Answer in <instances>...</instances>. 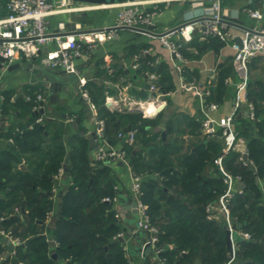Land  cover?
Returning a JSON list of instances; mask_svg holds the SVG:
<instances>
[{
    "label": "trees",
    "instance_id": "trees-1",
    "mask_svg": "<svg viewBox=\"0 0 264 264\" xmlns=\"http://www.w3.org/2000/svg\"><path fill=\"white\" fill-rule=\"evenodd\" d=\"M4 3L7 6L8 0H0V5ZM69 30H74V27ZM209 39L216 41L214 37ZM139 65L138 70L144 66L142 63ZM230 71L231 67H228L221 72L209 101L224 100L226 75ZM160 89L165 91L161 85ZM92 96L100 115L107 121V136L113 143L117 133L126 125L137 129V143L141 136L150 133L148 127L159 122V117L144 116L140 110L113 111L106 106L104 97L95 96V93ZM249 98L256 106L257 120H243L241 133L247 139L248 157L254 162V168L239 163L236 152L229 153L224 163L233 174H240L245 183L244 193L237 195L232 205L234 226L252 234L250 240H237L235 264H264V194L256 182V177L264 180L263 80L256 81L255 85L250 82ZM34 106V101H28L31 110ZM1 111L3 116L8 113L6 105L1 107ZM37 118L32 117V128L25 124L0 130V138L8 141L0 150V217L5 216L0 220V227L12 230L15 236H29L25 245L18 247L14 257L8 255L0 264H19L20 261H25V264H130L123 244L113 239L120 232L115 222L116 212L109 213L110 220H113H108L107 229L111 232L101 225L102 213L98 209L108 205L103 198L116 194L115 185L107 177L110 166L96 167L95 181L90 185L92 161L89 139L80 135L65 139L64 125L50 127L48 118L43 122H37ZM46 132L51 136H46ZM217 140L208 139L194 152H188L181 159L179 169H175L174 161L164 148L155 150L156 156L152 161H147L141 151L134 153L136 144L128 149L134 172L141 175L158 172L168 179L162 184L153 178L143 179V198L149 205L153 223L159 226L157 246L162 251L156 254L150 248L145 254L143 250L132 254L134 258L137 255L142 264H154L150 261L153 255L166 259L169 264H224L228 260L227 227L222 222L208 220L206 215L208 203L216 201L224 190L221 172H207V167L213 168L214 159L221 151V143ZM66 142L71 151H67ZM23 159L28 165L26 170L20 167ZM60 168L69 173L70 182L63 191L65 193L60 195L61 205L57 206L52 190ZM100 179L104 188L98 187ZM173 185L181 187L179 193L177 191L178 196L169 193L168 188ZM22 204H25L28 226L26 232L20 233L17 223H22V218L20 214H14V207ZM51 211L52 218L56 220L51 237L58 242L54 251H51L53 247L47 237L35 232V227ZM169 243L173 244L172 248L168 247ZM1 245L0 250L3 249Z\"/></svg>",
    "mask_w": 264,
    "mask_h": 264
},
{
    "label": "crops",
    "instance_id": "crops-1",
    "mask_svg": "<svg viewBox=\"0 0 264 264\" xmlns=\"http://www.w3.org/2000/svg\"><path fill=\"white\" fill-rule=\"evenodd\" d=\"M76 5L90 6L93 4L76 1ZM248 6L260 8L264 11V1L261 0H222L223 11L232 21V24L226 31L225 39L216 38L215 41V39L208 38L209 40H201L198 39L197 34L192 40L184 41L182 50L185 62L178 61L158 39L147 34L136 33L130 29L122 30L117 39L100 44L88 59L79 60L77 62L76 73H70L62 67H45L38 58L29 59L24 55H21L19 59L10 65L0 60V109L4 105L8 109V113L1 118V128L3 127L7 130L11 127L25 124H27V127L32 128L33 124L30 121L33 116H37L38 118L43 117V120L48 118L51 121L50 127L64 125L65 139L74 135H80L88 138L90 142L91 132L95 131V122L91 111L81 98L79 90L81 80L86 81L85 85L91 96L95 93V96L104 97L105 101L108 102L106 106L116 111L117 108H114L116 105L114 100L123 95L124 86L129 87V90L125 91L124 94L128 93L137 99L148 100L150 91L146 88V84L150 81L147 76L152 71L158 75L159 86L161 85L166 91L160 89L161 96L165 95L164 101L166 107L159 114L150 116L152 118L159 117V122L154 127H148L150 133L146 136H141L137 140L134 153L137 154L141 151L142 156L147 161H152L156 156L155 150L164 148L170 159L174 161L175 169H179L181 168V159L188 152H194L197 147L205 144L208 139H212V137L201 132L202 122L205 119L201 101L186 86L199 85L207 87L211 90L210 97H212L214 90L217 88L221 72L231 67L230 73L226 75L227 79H231V83L226 81L224 100L218 102L219 109L211 114L219 119L230 114L234 109L236 100L234 83L238 79L233 64L236 52L234 44H237L235 39L243 35L245 28L255 24V21L244 10ZM210 7V0L162 3L159 6V15L153 29L155 31H162L166 28L180 25L195 16L205 13ZM118 12L119 7L116 4L107 7L61 12L49 17V29L52 32H57L60 22H64L68 30L78 23L82 24L84 29L111 25L116 21ZM7 14L8 9L4 3L0 5V18L5 17ZM262 24H264V21H262ZM135 55L139 56V64L142 63L144 65L140 70H138L139 67L137 69L132 67ZM179 66L181 67L178 68ZM249 70L251 84L254 83L255 85V82L259 80L264 81V56L261 55L252 59L249 63ZM135 75H137L136 78H134ZM37 93H41L44 96V113L36 111L34 108L31 110L28 107V101L30 100L27 99V95L31 96ZM110 102H112L111 105ZM147 104H151L150 108L151 106L153 107L151 101H147ZM166 113L168 115L166 124L158 130ZM247 119H250L247 106L242 104L233 125L237 133L243 135L241 133L243 128L242 121ZM77 120H80L78 126L75 124ZM127 127L128 125L124 129ZM162 131H166V139H163ZM45 134L48 137L51 136L49 132ZM217 141L221 143V151L214 159V169L210 166L207 167L209 174L215 170L216 172H221L217 159L225 153L227 148V144L222 137H218ZM6 144H8V141L0 138V150H3ZM65 144L67 145V151H71L72 148L69 144L67 142ZM112 144L117 148H125L127 151L130 148L118 137L116 138V142H112ZM96 145V140L94 144L90 143L89 153L92 161L90 185L95 181L94 178L97 174L96 167L99 166L95 160ZM229 153L231 152L224 155L223 162ZM104 164L110 166L107 177L109 182L117 187L116 194L118 201L116 203L108 202V205L98 209L102 213V216L100 215L102 228H105L107 232H111V229H107V222L111 218L109 213L111 211L119 213L120 219L115 217V222L119 225L120 233H123V237L116 239V235H114L113 239L120 240L123 244L125 255L130 258V264H142V260L137 255L135 258L132 257V254H136L138 251L144 249V244L150 234L146 231L134 232L138 215L133 213L131 207L133 199V168L130 164V159L127 162L114 160ZM141 164H145L143 159H141ZM20 167L24 170L28 169V165L24 159ZM57 175L55 176L52 192L55 204L60 206L62 203L60 195L70 182V177L69 173L65 172L62 175ZM150 178L158 180L161 184L168 181L164 175L158 172H144L143 179L147 180ZM101 181V179L97 181L98 187L104 188L105 185L101 184ZM257 183L261 185V180ZM179 188H181L179 185H173L168 188L169 193H174L178 196ZM19 207L20 213L18 214L22 218V223H17L18 226L20 225L18 232L23 233L26 232L28 226L27 219H25L27 212L25 204ZM15 209L16 207H14V212ZM22 209H24V212ZM52 217L47 215L35 227V232L38 235H45L53 247L51 251H54V248L58 246V242L51 237L52 229L56 222ZM112 225L114 226V223ZM156 226L159 229V226ZM1 237L0 244H2L3 249L0 250V261L2 262L8 258V255L10 258L15 255L12 253V242L5 237ZM16 237L24 241L23 246L29 239V236L18 234ZM51 241H55L56 244L52 245ZM168 247L172 248L173 244L169 243ZM152 251L158 254L154 248H152ZM150 261L151 263L159 264L161 259L153 255ZM8 264H11V262ZM19 264H25V261H20Z\"/></svg>",
    "mask_w": 264,
    "mask_h": 264
},
{
    "label": "built area",
    "instance_id": "built-area-1",
    "mask_svg": "<svg viewBox=\"0 0 264 264\" xmlns=\"http://www.w3.org/2000/svg\"><path fill=\"white\" fill-rule=\"evenodd\" d=\"M76 1L8 0V14L0 18V56L5 58V63L10 65L19 59L21 55H24L29 59L38 58L45 67H62L70 73H76L77 62L79 60L83 61L88 59L100 44L117 39L119 33L125 29H130L136 33L147 34L158 39L178 61L185 62L182 50L184 41L192 40L197 34L201 40H206L210 37L225 39L226 31L232 24V21L223 11L222 0H210L211 7L205 13L195 16L180 25L169 27L162 31H155L153 27L159 15L160 4L188 0H122L116 4L119 7V12L116 21L111 25L84 29L82 24L78 23L74 25V30L69 31L67 25L64 22H60L57 32L50 31L49 17L51 15L87 8L107 7L105 5L78 6L76 5ZM244 10L255 21V24L244 29V33L240 37L243 43L242 48L238 44H234L236 52L233 64L238 79L234 83L236 100L233 111L219 119L215 118L211 113L219 109V103L209 101L211 90L199 85L186 86L188 90H191L199 97L202 104L205 119L202 122L201 132L212 138L222 137L227 144L225 153L217 159V164L222 174L224 190L216 201L210 202L206 206L207 219L222 221L225 227L230 229L232 233L233 251L230 252L229 260L224 264H235L238 239H252L250 232L234 226L231 215L235 197L244 193V181L240 174H233L229 171L223 162V157L226 153L236 152L238 153L239 163L243 166H251L254 168V162L248 157L247 139L237 133L233 125L242 104L247 106L249 118L251 120H257L256 106L249 98V85L251 82L249 63L257 56H264V24H262V21H264V11L252 6H248ZM134 59L132 67L137 69L139 67V56L135 55ZM148 78L150 81V97L148 100L137 99L128 93L124 94L125 91L129 90L128 86H124L123 95L114 100L115 104L120 107L140 106L143 108L142 112L144 116H150V113L155 112L165 101L161 99L158 75L155 72H151ZM226 81L231 83L230 78ZM85 84L86 81L82 79L79 90L81 98L91 111L95 122L96 146L98 148L95 153V160H101L103 163H107L111 159L127 162L129 160L127 149L115 147L108 139L106 129L107 121L100 115V109ZM27 99L34 101V110L36 111H40L44 107L41 102L45 101V99L41 93L35 94L34 97L27 95ZM147 101H151L155 111L149 109L151 104H147ZM107 103L106 101L105 104ZM2 117V111L0 109V130ZM42 121L43 117L37 119V122ZM136 136L137 129H133L132 127L128 131L124 129L117 133V137L128 147H133L136 144ZM63 173L64 168H60L58 175H62ZM261 187L264 194V180H261ZM115 189H117L116 186ZM143 197V175L133 171L132 198L136 201L138 209V218L134 232H148L150 235L144 246L146 243H151V248H154L159 253L162 251L157 246L159 229L153 223L149 205L144 201ZM103 201L116 203L118 196L117 194L114 196H106L103 198ZM16 212L17 214L20 213L19 206H16L14 213L16 214ZM52 215V211L48 213V216ZM115 217L120 219V214L116 212ZM3 219L5 217L0 218V220ZM0 234L12 242V253L16 255L18 247L23 245L24 241L16 237L10 229L6 230L0 227ZM122 237V232H119L115 236L116 239ZM161 261L162 264H169L166 259H162Z\"/></svg>",
    "mask_w": 264,
    "mask_h": 264
},
{
    "label": "water",
    "instance_id": "water-1",
    "mask_svg": "<svg viewBox=\"0 0 264 264\" xmlns=\"http://www.w3.org/2000/svg\"><path fill=\"white\" fill-rule=\"evenodd\" d=\"M77 1H81V2H85V3H91L93 5H105V6H109V5H115V4H118L121 0H77ZM236 43L239 45L240 48H242L243 46V43H242V39L240 37L236 38L235 39ZM0 60L2 62H5V58L3 56H0ZM150 74V73H149ZM149 74L147 77H149ZM137 75H135L134 78H136ZM146 88L149 89L150 88V83H147L146 84ZM162 100H165V95H162L161 97ZM41 104L44 106L45 102L42 101ZM111 105V104H110ZM109 105V106H110ZM116 108H120L121 110L123 111H126V110H129V111H132V110H140V111H143V108L140 107V106H134V107H120L118 105H115ZM166 107V103H163L161 104L157 110L155 112H152L150 113V116H155L156 114H159L161 111H163ZM41 113H44L45 112V107H43L41 110H40ZM168 118V115L167 113L165 114V117L162 119V123L161 125L158 127V130H160L165 124H166V120ZM79 122L80 120H77L76 121V126L79 125ZM130 129V127H127L125 129V131H128ZM96 132L95 131H92L91 132V136H90V143L91 144H94L95 140H96ZM162 137L163 139H166V131H162ZM97 146L95 147V153L97 152ZM111 161H114L113 159H111ZM96 163H98L99 165H104L103 161L101 160H96ZM253 168V167H252ZM256 182H259V178L256 177ZM244 184V183H243ZM131 207H132V211L134 214L138 215V209H137V203L134 199H132L131 201ZM22 211L24 212V209H22ZM226 241H227V246H228V249L230 252L233 251V240H232V233H231V230L230 229H226ZM51 244L52 245H55L56 242L55 241H51ZM152 247L151 243H146V245L144 246V249H143V253L145 254L146 251L148 249H150ZM54 257H56V254H54Z\"/></svg>",
    "mask_w": 264,
    "mask_h": 264
},
{
    "label": "rangeland",
    "instance_id": "rangeland-1",
    "mask_svg": "<svg viewBox=\"0 0 264 264\" xmlns=\"http://www.w3.org/2000/svg\"><path fill=\"white\" fill-rule=\"evenodd\" d=\"M231 215H232V212H231ZM232 217H234V216L232 215ZM228 260H229V253H228ZM228 260H227V261H228Z\"/></svg>",
    "mask_w": 264,
    "mask_h": 264
},
{
    "label": "bare ground",
    "instance_id": "bare-ground-1",
    "mask_svg": "<svg viewBox=\"0 0 264 264\" xmlns=\"http://www.w3.org/2000/svg\"><path fill=\"white\" fill-rule=\"evenodd\" d=\"M149 109H150V110H152V109H153V107L151 106V108L149 107Z\"/></svg>",
    "mask_w": 264,
    "mask_h": 264
},
{
    "label": "clouds",
    "instance_id": "clouds-1",
    "mask_svg": "<svg viewBox=\"0 0 264 264\" xmlns=\"http://www.w3.org/2000/svg\"><path fill=\"white\" fill-rule=\"evenodd\" d=\"M151 111H155V110L153 109V110H151Z\"/></svg>",
    "mask_w": 264,
    "mask_h": 264
}]
</instances>
